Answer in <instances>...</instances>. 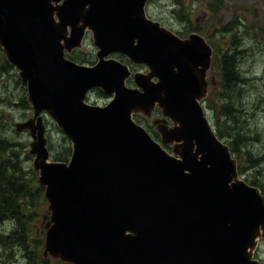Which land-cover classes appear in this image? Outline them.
Listing matches in <instances>:
<instances>
[{
	"label": "water",
	"instance_id": "water-1",
	"mask_svg": "<svg viewBox=\"0 0 264 264\" xmlns=\"http://www.w3.org/2000/svg\"><path fill=\"white\" fill-rule=\"evenodd\" d=\"M146 2L0 0V45L34 109L18 129L35 138L51 211L46 252L72 264H263L251 251L264 234V195L239 178L200 103L212 49L148 18ZM88 28L94 66L65 56ZM116 53L149 69L134 74L136 86L127 64L107 58ZM93 88L112 99L89 104ZM157 104L173 122L162 140L177 156L132 118ZM44 112L72 142L68 162L51 160Z\"/></svg>",
	"mask_w": 264,
	"mask_h": 264
},
{
	"label": "rangeland",
	"instance_id": "rangeland-1",
	"mask_svg": "<svg viewBox=\"0 0 264 264\" xmlns=\"http://www.w3.org/2000/svg\"><path fill=\"white\" fill-rule=\"evenodd\" d=\"M146 12L181 39L199 34L212 47L203 108L214 129L215 119L219 120L227 135L222 140L230 149L229 143L234 142L237 150L232 154L239 163L240 176L264 187V0H148ZM98 51L88 30L82 46L66 56L78 64L94 66L99 61ZM226 53L241 79L233 83L232 91L222 80L221 63ZM110 57L129 65L133 73L149 72L146 65L132 63L122 54ZM127 84L136 86L133 79ZM111 98L101 88H93L86 101L104 106ZM225 104L230 105L227 110L215 107ZM41 116L51 159L70 158V138L50 114ZM33 118L28 88L0 45V164L6 171V181L0 182V213L5 220L0 223V243L4 245L0 247V264H69L46 252L51 211L45 187L39 182L40 171L34 166L35 138L32 128L18 129V124ZM133 118L160 142L163 128L172 124L158 108L151 114L135 112ZM167 145L172 152L174 143ZM257 243L251 255L264 263V234ZM5 248L8 260L2 255Z\"/></svg>",
	"mask_w": 264,
	"mask_h": 264
},
{
	"label": "trees",
	"instance_id": "trees-1",
	"mask_svg": "<svg viewBox=\"0 0 264 264\" xmlns=\"http://www.w3.org/2000/svg\"><path fill=\"white\" fill-rule=\"evenodd\" d=\"M229 59H228V58ZM221 69H222V80H223V84L226 82L228 83L227 86V89H230L231 88V91H232V88L234 86V82H237L240 79L239 75H238V72L236 71V69L234 68V64L232 62V57H229L227 55V53L224 55V59L222 60V63H221ZM223 88V87H222ZM225 88V87H224ZM225 97V96H224ZM215 107H217L218 109H220L222 111V109H228L230 107L229 104H225L224 107L221 105H216ZM214 111H217L216 109H213ZM223 113V112H222ZM214 118V117H213ZM215 119V118H214ZM215 130L217 131V134L219 135L220 138H224L226 137L224 132L222 131V129L220 128V123H219V120L218 119H215ZM229 137H231V135H228ZM232 148V152H236V147H235V144L233 141H231V143H229ZM69 158H60L59 157V161H67ZM243 169V167H241ZM239 170H240V166H239ZM242 171V170H241ZM5 170L4 168H2V165L0 164V182H5L6 181V176L4 175L5 174ZM248 181V180H247ZM249 183L253 184V185H257L259 187H261L262 191H263V194H264V187L261 185V184H257V183H254V181H248ZM3 186H6L5 183H3Z\"/></svg>",
	"mask_w": 264,
	"mask_h": 264
},
{
	"label": "flooded vegetation",
	"instance_id": "flooded-vegetation-1",
	"mask_svg": "<svg viewBox=\"0 0 264 264\" xmlns=\"http://www.w3.org/2000/svg\"><path fill=\"white\" fill-rule=\"evenodd\" d=\"M5 220H4V217H3V214H2V212L0 213V223H3ZM0 247H4V245L2 244V243H0ZM6 251H7V249L5 248L4 250H3V253H2V255H3V258L4 259H7L8 260V256H7V254H6ZM6 260V261H7Z\"/></svg>",
	"mask_w": 264,
	"mask_h": 264
},
{
	"label": "bare ground",
	"instance_id": "bare-ground-1",
	"mask_svg": "<svg viewBox=\"0 0 264 264\" xmlns=\"http://www.w3.org/2000/svg\"><path fill=\"white\" fill-rule=\"evenodd\" d=\"M109 95V94H108ZM110 96H112V95H110ZM112 99V98H111Z\"/></svg>",
	"mask_w": 264,
	"mask_h": 264
}]
</instances>
